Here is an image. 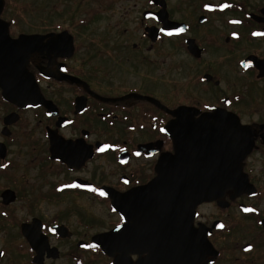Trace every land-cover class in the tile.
I'll return each instance as SVG.
<instances>
[{
	"label": "flooded vegetation",
	"instance_id": "obj_1",
	"mask_svg": "<svg viewBox=\"0 0 264 264\" xmlns=\"http://www.w3.org/2000/svg\"><path fill=\"white\" fill-rule=\"evenodd\" d=\"M7 1L0 19L12 41L24 38L15 59L26 63L0 75V264L119 263V245L109 256L94 242L126 223L102 189L134 201L174 154L167 126L191 135L212 109L235 115L253 146L244 188L195 208L193 227L217 252L200 264H218L235 235L238 253L264 264V0H62L74 3L66 19L31 31ZM97 22L108 31L87 34ZM85 203L116 220L101 226Z\"/></svg>",
	"mask_w": 264,
	"mask_h": 264
},
{
	"label": "water",
	"instance_id": "obj_2",
	"mask_svg": "<svg viewBox=\"0 0 264 264\" xmlns=\"http://www.w3.org/2000/svg\"><path fill=\"white\" fill-rule=\"evenodd\" d=\"M19 41L9 38L0 19V75L22 63L17 60L15 47ZM25 63L24 60V66ZM195 113L198 111H192V115ZM172 114L185 113L180 109ZM202 117L207 119L192 124L195 129L191 135H176L175 125L167 126L172 132L174 154L158 160L156 177L132 195L134 201L127 200L128 195L114 197L102 189L126 223L95 237L94 242L109 256L119 245L121 257L117 264H131L130 254L139 256L136 264H200L217 256L207 232L193 227L195 208L219 199L228 189L244 188L246 176L241 172V162L250 153L253 141L250 130L240 126L231 113L212 109ZM221 117L228 120L219 121ZM209 141L214 142L212 147L207 146ZM131 219L143 221V230L127 225Z\"/></svg>",
	"mask_w": 264,
	"mask_h": 264
},
{
	"label": "rangeland",
	"instance_id": "obj_3",
	"mask_svg": "<svg viewBox=\"0 0 264 264\" xmlns=\"http://www.w3.org/2000/svg\"><path fill=\"white\" fill-rule=\"evenodd\" d=\"M73 5L74 3L72 4V2L65 3L62 0H9V2L7 1L8 11L6 13L9 14L11 18H15L18 21L26 22L27 24L21 25L22 29L31 31V30H37L35 28L39 27L41 24H35V28L32 29L28 26V23L30 21L32 22L36 21V22L42 23V22H46L47 20H49L51 21L50 24H56V22H61L66 19V15H65L66 11L71 10ZM67 6H69L68 9H66ZM63 9H64L63 13H58L59 10H63ZM49 16H51V18H48ZM42 24L44 26V23ZM105 26L106 25L103 24L102 22L101 23L97 22L93 24L86 31V33L91 36L102 35V31H105V32L108 31V28H106ZM260 86L264 90V83ZM258 99L264 101V94L259 95ZM260 163H263V161H259L258 165ZM101 167L107 170L109 167H111V160L105 159V158L102 159ZM84 207L86 211L94 215L96 220H100L103 222L101 224V226L103 227H107L110 222H113L116 220V218L113 215L112 216L110 215L109 207H106L104 204L89 205L85 203ZM72 208H75V206H72ZM205 212L208 214L209 212H211V209L202 210V213L205 214ZM68 221H71V220H68ZM262 240L264 241V237L258 238V241H262ZM223 243H224L225 252H224V256L222 257V259L220 260L218 264H237L238 262L234 261L236 257L240 258L241 263L239 264H249L247 260L249 261L259 260L256 258L257 254L253 253V254H250L249 256H243L241 253H238V251L240 250V247L246 243L244 242V240H242V236L235 235L233 236V238H227L226 241L223 240L222 244ZM235 243H238L237 248H235ZM99 264H105V261L99 260ZM253 264H256V262H254Z\"/></svg>",
	"mask_w": 264,
	"mask_h": 264
}]
</instances>
